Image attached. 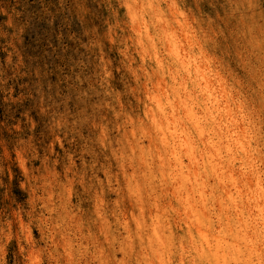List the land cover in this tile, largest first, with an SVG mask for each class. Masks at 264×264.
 <instances>
[{"label": "clouds", "instance_id": "clouds-1", "mask_svg": "<svg viewBox=\"0 0 264 264\" xmlns=\"http://www.w3.org/2000/svg\"><path fill=\"white\" fill-rule=\"evenodd\" d=\"M0 264H264V0H0Z\"/></svg>", "mask_w": 264, "mask_h": 264}]
</instances>
